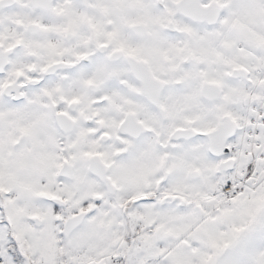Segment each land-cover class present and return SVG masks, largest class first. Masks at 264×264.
<instances>
[{"label": "snow or ice", "instance_id": "6c2138e0", "mask_svg": "<svg viewBox=\"0 0 264 264\" xmlns=\"http://www.w3.org/2000/svg\"><path fill=\"white\" fill-rule=\"evenodd\" d=\"M0 264H264V0H0Z\"/></svg>", "mask_w": 264, "mask_h": 264}]
</instances>
